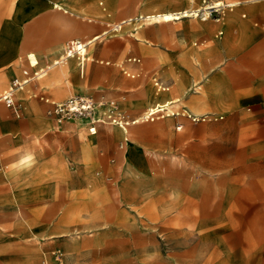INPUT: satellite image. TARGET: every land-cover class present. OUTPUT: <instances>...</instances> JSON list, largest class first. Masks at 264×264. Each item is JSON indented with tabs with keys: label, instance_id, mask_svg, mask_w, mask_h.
Returning a JSON list of instances; mask_svg holds the SVG:
<instances>
[{
	"label": "rangeland",
	"instance_id": "1",
	"mask_svg": "<svg viewBox=\"0 0 264 264\" xmlns=\"http://www.w3.org/2000/svg\"><path fill=\"white\" fill-rule=\"evenodd\" d=\"M9 1L0 0V31L11 16L4 9ZM65 1L81 15L45 0L15 24L19 50L11 62L0 61V93L24 68L41 70L65 55L70 38L107 30L88 46L81 56L86 60L69 56L46 68L33 81L38 92L28 83L19 97L25 108L36 96L49 97L46 116L56 121L48 113L51 101L87 92L100 106L114 100L117 119L129 124L106 119L93 132L75 117L64 122L70 128L56 123L38 134L23 125L5 145L0 133V161L8 164L5 174L0 171V198L25 182L51 185L49 202L34 209L0 202V264H41L44 251L55 264H264V159L255 155L263 125L246 117L264 91V30L254 24H264V0L170 21L146 18L182 8L169 0ZM192 3L202 6V0ZM205 22L219 24L215 34ZM78 23L89 28L76 33ZM30 50L40 64H29ZM150 87L160 92L157 107L180 113L132 123L150 109ZM0 108L8 111L3 103ZM23 111L20 120L28 121ZM61 132L92 136V150L80 153L75 166L86 181L75 190L69 188L67 151L55 137ZM44 146L47 151L36 155ZM18 207L31 213L28 223L11 221ZM37 225L46 227L40 237L31 231Z\"/></svg>",
	"mask_w": 264,
	"mask_h": 264
},
{
	"label": "crops",
	"instance_id": "2",
	"mask_svg": "<svg viewBox=\"0 0 264 264\" xmlns=\"http://www.w3.org/2000/svg\"><path fill=\"white\" fill-rule=\"evenodd\" d=\"M43 1H45V0H10L7 3L4 2L5 3L4 4L5 5V8H4L5 12L11 13V16L4 20L5 26L0 31V61L1 62L2 61L6 62V63L11 62L13 56L15 54H17V52L19 50V37H18L17 31L14 27L15 24H17V22H20L21 20L24 19L25 15L28 12L29 7L31 5H33L36 2H43ZM221 1L226 3L224 0H221ZM248 1H251V3H254V2H258L259 0H234V1L230 2V4H232L233 6H241V5L246 4ZM192 2H195V0H189V1L188 0H169L168 4H170L172 6H177V8H179L181 6L182 8L181 9H167L165 11H161V12H157V13L146 14V18L151 19L152 21L179 20L180 18H182L184 16L177 18V19L168 18L167 16L169 13L181 14L182 12L184 13L185 11L193 12L195 10H198L201 7V4L199 7H194ZM100 3L102 4L103 1L100 0ZM48 4H52L51 8H53V9H64L65 11H69L73 15H81L79 12L75 11L74 9L67 8L65 0H48ZM202 5H203V0H202ZM248 7H250V9L258 8L257 5H252V4H250ZM260 7L262 9H264V5H261ZM159 15L161 16V18H157V16H159ZM189 16H193V15H189ZM140 17H144V15L137 16V18H140ZM193 17H196V16H193ZM130 19H132V18L124 19L121 22L128 23V21ZM89 21H92V19H89ZM254 24H255V26L263 28V30H264V24L259 23L258 21H255ZM87 25H89V24H87ZM87 25L78 23V26H75V32L79 33V34L86 32V30L89 28ZM118 26H122V25L118 24ZM218 26H219L218 23L205 22L204 28L209 29L213 34H215L214 32L217 31ZM106 32H107V30H103L102 32L94 33L90 36V38L72 37L67 41V44L70 40H81V41L88 42L85 50L83 51L84 53L82 54V55H84V54H86V52L88 50V46L91 43H93L95 40L99 39ZM66 49H67V47H66ZM82 55L76 54L74 56L70 55V57L71 58H77V59L82 58L83 60H86V56L81 57ZM26 56H27L29 64L31 66H36V65L40 64V59L34 51H32V50L28 51ZM68 58H69V56L65 57V55H62V56L56 55V59L53 58V61L51 63L47 64L46 68H51L52 66L58 65L60 63H64L65 60ZM46 68H42L41 70H34V69L30 70L28 68H24V69H28L31 74H33L35 71H38L40 74ZM23 70H22L21 75H15L14 77H12V79L15 77L23 78L25 76L23 73ZM38 75L35 76L31 81L28 82V83H31L30 87L36 93L38 92V85L36 82H33V81L36 80ZM245 75L250 76L251 73H245ZM12 79H10L9 84H10ZM259 79H263L262 84H264V75H263V77H261ZM4 81H5V74L0 73V85ZM223 81L226 82V80H223ZM255 83L256 84L258 83V87L261 88L262 84L261 85L259 84L261 82H258V80H256ZM9 84H8V86H9ZM24 87L21 90H23ZM204 87H206L205 82H204ZM4 90L0 93V95L4 92ZM21 90H18V92L16 94V101L19 104V108H20V116H17L14 109L7 107L4 103L3 104H4V106H6L8 108V111L5 108H0V117L2 115H7V117H2L0 120V133L2 134V136H1V138H2L1 144L2 145H5L4 140H6V138L10 137L9 136L10 132H15L17 130L20 131L21 130L20 128L23 125H29V129L31 130V132L33 134H38V133H41L43 131L47 132L52 125L55 127L56 123H57V129H59L60 126H62V128H64V127L70 128L71 127L72 124L70 122H67L66 124L64 123L65 121L62 123H58L57 121H54V120L52 121L50 118H48L46 116V111L49 107V104L46 103L48 101H46L45 99L49 98V97L45 96L44 94L40 95L39 96L40 98H38V96H36V101L28 103V106L25 108L23 102L21 101V99L19 97V92ZM157 91H158L157 89H154L151 87L149 89H147L148 100L146 103L148 104V106L150 105L149 110H151V111H156V110H159L160 108L166 107L164 105H160L157 107V105H156L157 100L162 102V100H160V97H161L159 94L160 92H157ZM263 92L264 91L260 92V90H259L257 98L250 105H248V107L246 108L247 113H248L246 115V117L247 118L252 117L253 121L258 123V125H263L261 127V131H260V132H262V131L263 132L262 133L256 132L257 134H259V136L255 137L256 138L255 145H256V147H258V146L260 147L256 151L255 155H257L256 157L261 158V159H264V93ZM75 93L88 94L87 92H75ZM75 93H72V94H75ZM230 98L231 99H230L229 103H234V95H232ZM203 99H205V98H203ZM0 103H2V102H0ZM23 109H27V113L30 116L28 118V121L26 120V118H25V121L20 120L25 113V111H23ZM185 112H187V111L185 110ZM173 113H175V112H173ZM170 114H172V113H170ZM170 114H169V116H170ZM251 114H253V116H251ZM146 116L147 115H144L143 117L136 118L135 120L132 121V123L140 121L141 118H144V120H145ZM24 117H25V115H24ZM127 124H129V122H127ZM123 128H124V132L127 133L128 128L126 127V125H123ZM66 135H68V134L61 132V133H56L55 137H58L59 140L62 141L63 145L61 148H62L63 152L67 151V158L65 159V165L69 168L70 175H71L70 180H69L71 184L69 185V188L75 190V189L79 188L77 185L79 182L81 183V182L86 181V179L83 180V179L78 178L79 172L77 169H75V166L76 165L79 166L80 162L82 161L79 157L80 153H85L86 151L92 150V146H91V144H89L92 141V136H90V135L86 136V134L80 133V134L68 135V138H67ZM45 151H47V148L44 146V148L41 147L38 150H35V154L37 155L38 153H43ZM20 157L21 156L18 153L17 158H20ZM0 165L2 166V168H0V171L3 174H5L6 168L8 167V164H3V162L0 161ZM4 166H7V167L4 168ZM50 190H51V185H49V184L40 185V184H37L35 182H31V183L25 182L23 185H19L17 187V190L13 191L12 194H10L9 196L1 197L0 202L6 201V202L10 203L11 205H16V206H20V205L25 204V205L31 206V208L34 209L35 206L49 202V198H50V194H51ZM30 217H31L30 212L24 211L20 207H18L13 212L11 221L13 222L15 220L16 223L22 222V221L28 223L30 220ZM31 231L35 236L40 237L46 232V227L44 225H37L35 227H31ZM43 255H47L45 253V251L41 254L40 262L42 260ZM189 263L190 264H196V261L193 259Z\"/></svg>",
	"mask_w": 264,
	"mask_h": 264
},
{
	"label": "built area",
	"instance_id": "3",
	"mask_svg": "<svg viewBox=\"0 0 264 264\" xmlns=\"http://www.w3.org/2000/svg\"><path fill=\"white\" fill-rule=\"evenodd\" d=\"M230 6V4H224L221 6L210 7L208 8L213 14V11L218 9L220 10L221 7ZM231 7V6H230ZM214 8V9H213ZM216 8V9H215ZM88 42L81 41V40H70L67 44L66 54L65 57L70 56L72 54H83L86 45ZM24 77L19 78L15 77L11 80L9 86L4 90V92L0 95V102L4 103L7 107L14 109L17 116H20V108L19 104L16 101V94L18 90H21L25 84L31 81L35 76L39 74L38 71H35L33 74L29 72L28 69L23 70ZM46 101L50 102L49 98L45 99ZM52 107L48 110V113L53 116L58 123H62L67 120L74 119L75 117H81L87 120V123L90 124L91 127H96L99 122L105 121L108 119L110 121H114L117 119L116 113L114 112L115 101L114 100H106L103 106L98 105V102L89 94L84 93H75L69 95L63 101L56 102L51 101ZM171 111L168 106L164 108H160L156 111H147V119L153 120L156 115L164 116L167 112ZM171 111V113L179 114L180 111ZM183 115H188L192 117L193 120H198L197 117L192 116V114L187 113L185 111L182 112ZM169 115V114H168ZM183 125L179 124V128ZM90 128V127H89ZM7 166H4V168ZM0 168L2 166L0 165ZM57 262L60 261V254L54 256ZM42 264H55L48 255H43Z\"/></svg>",
	"mask_w": 264,
	"mask_h": 264
},
{
	"label": "bare ground",
	"instance_id": "4",
	"mask_svg": "<svg viewBox=\"0 0 264 264\" xmlns=\"http://www.w3.org/2000/svg\"><path fill=\"white\" fill-rule=\"evenodd\" d=\"M206 2V0H203V4ZM224 4H227V3H224L223 1H221V0H215V1H213L211 4H209V5H202L198 10H195V11H193V12H189V11H185L184 13L182 12L181 14H179V13H169L168 14V18H173V19H177V18H180V17H182V16H189V15H195L196 17H198V16H201V17H204V18H208V16L207 15H211V12H210V10L208 9V8H210V7H216V6H221V5H224ZM230 5H232V4H230ZM186 10V9H185ZM156 18V17H155ZM157 18H161V16H157ZM77 53H75V54H72L71 56H74V55H76ZM147 117V116H146ZM110 122H118V123H121V124H123V123H125V124H127V122H129V121H126V122H124V121H120L119 119H116V120H114V121H110ZM91 131H93V132H96V128L95 127H92L91 128Z\"/></svg>",
	"mask_w": 264,
	"mask_h": 264
}]
</instances>
